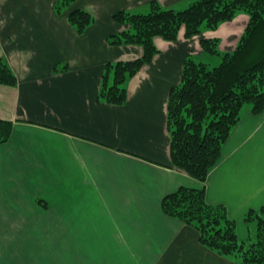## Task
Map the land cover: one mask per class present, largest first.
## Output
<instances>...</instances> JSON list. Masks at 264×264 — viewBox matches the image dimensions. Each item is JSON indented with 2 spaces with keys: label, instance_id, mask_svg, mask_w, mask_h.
Returning <instances> with one entry per match:
<instances>
[{
  "label": "crops",
  "instance_id": "crops-1",
  "mask_svg": "<svg viewBox=\"0 0 264 264\" xmlns=\"http://www.w3.org/2000/svg\"><path fill=\"white\" fill-rule=\"evenodd\" d=\"M152 1L182 10L193 0H77L62 14L58 0H0V57L18 78L0 84V119L14 123L0 144V237H67L66 249H0V264H242L204 246L162 202L181 186H205L240 240L257 238L245 216L264 203V111L244 109L205 183L173 166L167 123L184 58L218 63L202 40L234 51L249 16L190 38L184 27L175 41L157 37L160 52L128 80L126 103L99 99L106 65L144 51L109 44L129 27L114 14L145 12ZM75 8L95 17L82 34L69 21Z\"/></svg>",
  "mask_w": 264,
  "mask_h": 264
},
{
  "label": "trees",
  "instance_id": "trees-1",
  "mask_svg": "<svg viewBox=\"0 0 264 264\" xmlns=\"http://www.w3.org/2000/svg\"><path fill=\"white\" fill-rule=\"evenodd\" d=\"M76 1L58 0L55 11L62 14ZM241 12L248 14L249 23L235 50L222 51L217 38L203 39V52L218 57V63L198 61L193 55L185 57L181 82L172 87L169 95L167 123L173 166L202 183L219 161L246 106L254 114L264 111V0H193L182 10L152 1L145 12H116L114 20L129 27L108 38L111 45L136 44L144 50L136 59L106 65L99 99L123 105L128 99V80L160 52L157 37L175 41L184 27L190 38L217 29ZM69 21L82 34L95 17L85 9L75 8ZM111 72L113 82L109 85ZM17 82L9 62L0 57V84ZM13 127L12 121L0 119V144L10 139ZM162 205L167 215L194 227L200 242L221 256L238 259L242 264H264V203L245 216L247 222L257 223V238L247 246L240 240L236 221L226 206L208 202L205 186H181L167 194Z\"/></svg>",
  "mask_w": 264,
  "mask_h": 264
},
{
  "label": "rangeland",
  "instance_id": "rangeland-1",
  "mask_svg": "<svg viewBox=\"0 0 264 264\" xmlns=\"http://www.w3.org/2000/svg\"><path fill=\"white\" fill-rule=\"evenodd\" d=\"M208 55L210 56L211 54ZM211 57H213V55H211ZM197 60L200 61V58H197ZM246 107H250V106L247 105ZM66 248H67V237H0V249H66Z\"/></svg>",
  "mask_w": 264,
  "mask_h": 264
}]
</instances>
